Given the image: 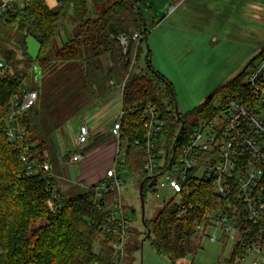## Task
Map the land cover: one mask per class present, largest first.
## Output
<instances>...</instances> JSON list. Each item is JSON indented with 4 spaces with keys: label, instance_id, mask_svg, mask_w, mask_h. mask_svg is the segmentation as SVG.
Segmentation results:
<instances>
[{
    "label": "trees",
    "instance_id": "trees-1",
    "mask_svg": "<svg viewBox=\"0 0 264 264\" xmlns=\"http://www.w3.org/2000/svg\"><path fill=\"white\" fill-rule=\"evenodd\" d=\"M101 1L105 0H65L53 9L44 0H29L28 4L13 3L6 13L0 15V58L6 68L5 76L0 78V264H112L114 258V251L108 245L113 237L104 229L113 192L103 196L104 203L98 208L94 202L97 181L73 194L63 192L53 181L56 198L52 212L47 206L49 192L40 174L25 175L20 160L23 146L31 145L39 152L47 149L36 120L38 98L19 118L26 130L22 148L13 149L7 140L5 117L11 111V96L35 90L28 83L29 70L50 74V78L55 69L58 71L65 63L80 59L83 52L90 53L82 63L80 81L91 95L97 98L111 94L124 83L123 109L151 102L160 111L166 121L165 147L173 142L183 125L176 141L178 149L186 143L201 118L214 115V102L222 98L220 93L225 96L243 89L248 70L254 60L264 54V50L255 54L239 75L217 88L191 114L177 117L173 87L152 67L149 48L142 47L147 28L136 1L113 0L96 12L94 4ZM69 10L73 11L77 21L76 32L52 56H48L54 41L64 30ZM7 30H11L14 36L9 37ZM123 33L142 35L138 43L129 42L126 54L117 40V36ZM27 37L37 41L35 58L27 53ZM134 52L138 61L144 55V68L139 67L138 61L129 68ZM101 57H107L109 63L103 66L98 60ZM215 92L219 94H215L214 99ZM143 133L144 126L138 113L122 116L121 139H127L126 143L123 142L124 167L137 176L142 155L136 150L134 141L141 139ZM141 181L144 198L146 190L154 189L143 177ZM191 200L194 206L185 217L176 216V204L169 198L152 219H145L144 235L149 230L146 239L150 247L156 254L166 257L170 264H177L179 259L198 252L202 236L194 233V221L207 207L219 204L204 185ZM226 244L225 240L223 248ZM237 254L236 249L231 250L224 264H237ZM121 262L122 259L118 264Z\"/></svg>",
    "mask_w": 264,
    "mask_h": 264
},
{
    "label": "rangeland",
    "instance_id": "rangeland-1",
    "mask_svg": "<svg viewBox=\"0 0 264 264\" xmlns=\"http://www.w3.org/2000/svg\"><path fill=\"white\" fill-rule=\"evenodd\" d=\"M112 1L94 4L96 12ZM131 1H136L145 19L147 34L142 47L148 45L152 67L171 83L180 116L191 114L217 88L239 75L255 54L264 50V9L254 17L250 0H181L178 4L174 0ZM260 3L264 5V0ZM76 26L73 11L69 10L65 28L70 32ZM7 32L9 37L14 36L11 30ZM27 42V53L35 58L37 41L29 37ZM59 44L60 37L54 41L48 56L53 55ZM90 55L83 52L80 59L65 63L58 71L55 69L50 78V74L37 71L33 77V70L28 74L30 87L38 92L36 120L47 144L42 153L47 155L51 165L55 186L67 194L82 191L85 185L97 181L112 164L115 153V140L107 132L120 109L118 89L94 98L83 86L80 81L82 63ZM133 55L136 63L137 55L135 52ZM98 60L103 66L109 63L107 57ZM138 65L145 67L144 55ZM215 94L219 93L213 94L214 99ZM223 95L220 93V97ZM220 101L218 98L214 102L215 109ZM81 122L88 127L89 139L84 160L71 167L60 160L77 150ZM65 170L72 179L70 182L63 179ZM117 172L124 180L121 196L124 215L129 218L121 264H170L166 257L153 251L145 238L138 196L141 177L120 166ZM74 176L78 182L73 181ZM144 194L147 220L171 197L170 191L161 189L146 190ZM219 234V229H208L206 236H199L198 252L179 259L177 264H224L232 243L228 241L223 248L222 243L211 242L207 237Z\"/></svg>",
    "mask_w": 264,
    "mask_h": 264
},
{
    "label": "built area",
    "instance_id": "built-area-1",
    "mask_svg": "<svg viewBox=\"0 0 264 264\" xmlns=\"http://www.w3.org/2000/svg\"><path fill=\"white\" fill-rule=\"evenodd\" d=\"M20 1L22 4L29 3V0ZM56 2L59 7L63 0ZM12 6V2H0V15ZM141 38L142 35L138 33L117 36L123 54L128 51L130 41L138 43ZM134 63L133 55L129 68ZM5 74L6 68L1 59L0 78ZM243 84L241 91H232L222 97L214 115L201 118L186 143L178 149L175 139L169 146H164L166 121L156 106L145 102L123 109L121 96L124 83L119 86L120 109L108 130V135L115 140L114 159L94 188V202L98 208L104 203V195L114 193L104 227L113 237L109 242V247L114 251L112 264H118L123 258L128 236L126 227L129 218L124 215L125 204L121 196L124 180L118 174L117 167L125 169L123 142L126 143L127 139H121V119L130 113H138L144 126L142 138L134 141L136 150L142 155L138 176L148 183L156 176L151 185L153 191L161 189L171 192L169 198L176 204L178 218L189 213L194 206L191 200L193 195L199 192L201 186H206L219 204L207 207L195 219L194 233L204 237L208 229H219V236L207 235L209 241L222 244L225 240L230 241L231 250L238 251L237 264H264V54L254 60ZM37 98V91L31 89L23 94L15 93L9 100L11 111L5 117V135L13 149L22 148L26 133L19 118L36 103ZM88 139V127L81 122L76 139L77 150L61 159V163L67 162L71 167L81 164ZM20 160L26 176L40 174L49 192L47 206L53 212L56 194L47 155L26 145L23 146ZM77 176L73 181L78 182ZM63 179L72 180L66 170Z\"/></svg>",
    "mask_w": 264,
    "mask_h": 264
},
{
    "label": "crops",
    "instance_id": "crops-1",
    "mask_svg": "<svg viewBox=\"0 0 264 264\" xmlns=\"http://www.w3.org/2000/svg\"><path fill=\"white\" fill-rule=\"evenodd\" d=\"M44 1H45L46 5H47L48 7H50V8L55 9L56 7H58V6H57V2H56V0H44ZM63 1H65V0H63ZM174 1H176V3L178 4L181 0H174ZM261 1H262V0H250V3H251L250 6H252V9H253V10H251V11H252L254 17L257 16L256 14H258L259 11H262V9H264V8L260 7V5H261V6H264V5H262V4L260 3ZM0 2H12V3H14V4H20V3H21L20 0H0ZM255 2H256V3H255ZM91 6H92V8H94L92 3H91ZM76 29H77V26L74 27V29H73L72 31L69 32V31L64 27L63 32L59 35V37H60V44H59V46H60L61 44H63V43L69 38V35H70L71 32H73L72 34H74V33L76 32ZM28 38H29V37H27V39H26V44H28V42H27ZM37 47H38V44H37ZM150 57H151V55H150ZM35 73H36V71L34 70V71H33V74H34L33 77H35ZM107 133H108V132H107Z\"/></svg>",
    "mask_w": 264,
    "mask_h": 264
},
{
    "label": "water",
    "instance_id": "water-1",
    "mask_svg": "<svg viewBox=\"0 0 264 264\" xmlns=\"http://www.w3.org/2000/svg\"><path fill=\"white\" fill-rule=\"evenodd\" d=\"M146 48L148 50V45H146ZM1 60V58H0ZM174 111H175V115L178 117L179 114L177 112V108H176V104L174 103ZM182 129H183V125L181 124L176 136H175V142L177 141L180 133L182 132ZM174 148V146H173ZM155 178L156 176H153V178L151 179V181L149 182V186L153 185L154 181H155ZM142 186H143V181H141L139 183V186H138V196H139V202H140V219H141V223L143 225V227L145 228V217H144V198H143V193H142ZM149 237V230H146V235H145V238H148Z\"/></svg>",
    "mask_w": 264,
    "mask_h": 264
}]
</instances>
